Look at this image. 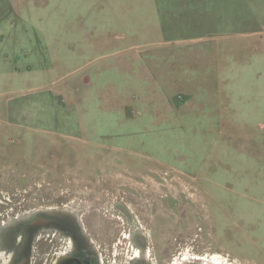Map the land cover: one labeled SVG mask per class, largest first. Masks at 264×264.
<instances>
[{"label":"rangeland","instance_id":"rangeland-1","mask_svg":"<svg viewBox=\"0 0 264 264\" xmlns=\"http://www.w3.org/2000/svg\"><path fill=\"white\" fill-rule=\"evenodd\" d=\"M0 200L24 245L65 210L106 264H264V0H0Z\"/></svg>","mask_w":264,"mask_h":264},{"label":"flooded vegetation","instance_id":"flooded-vegetation-1","mask_svg":"<svg viewBox=\"0 0 264 264\" xmlns=\"http://www.w3.org/2000/svg\"><path fill=\"white\" fill-rule=\"evenodd\" d=\"M0 203L3 204L1 200ZM4 209L0 206V264H24L26 256L31 252L38 256V264H106L96 247L94 237L65 210L42 212L29 218L28 222L35 218L41 219V226L28 230L29 241L24 245L22 241L17 242V231L11 233L10 237L7 236L6 226L9 221L4 219ZM48 209L52 210L54 207ZM72 219L74 228L70 225ZM32 259L33 254L30 264ZM127 264L148 263L140 260L138 263L133 261Z\"/></svg>","mask_w":264,"mask_h":264},{"label":"bare ground","instance_id":"bare-ground-1","mask_svg":"<svg viewBox=\"0 0 264 264\" xmlns=\"http://www.w3.org/2000/svg\"><path fill=\"white\" fill-rule=\"evenodd\" d=\"M102 216H105L103 214ZM112 217V216H111ZM119 221H121L120 217H117ZM70 249H72V245L70 246ZM99 250V249H98ZM149 252V250H148ZM100 253V251H99ZM135 261L138 263L140 260H142V253L140 249H137L135 252ZM185 261L187 259H190L187 263H179L180 261H175V264H225L226 260L222 259V256L214 254L211 257H201V256H188L185 254ZM146 260V259H145ZM144 260V261H145Z\"/></svg>","mask_w":264,"mask_h":264},{"label":"water","instance_id":"water-1","mask_svg":"<svg viewBox=\"0 0 264 264\" xmlns=\"http://www.w3.org/2000/svg\"><path fill=\"white\" fill-rule=\"evenodd\" d=\"M40 220L41 219L35 218L34 220H31V221L27 222L26 225H27V227H29L28 229L34 230L35 228L41 226L40 225ZM24 262H25L24 264H29L30 263V259L27 258V259L24 260Z\"/></svg>","mask_w":264,"mask_h":264}]
</instances>
